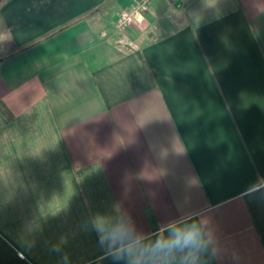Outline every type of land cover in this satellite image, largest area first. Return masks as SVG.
I'll list each match as a JSON object with an SVG mask.
<instances>
[{
  "label": "crops",
  "instance_id": "obj_1",
  "mask_svg": "<svg viewBox=\"0 0 264 264\" xmlns=\"http://www.w3.org/2000/svg\"><path fill=\"white\" fill-rule=\"evenodd\" d=\"M138 3L0 0V264H127L120 223L264 264V0Z\"/></svg>",
  "mask_w": 264,
  "mask_h": 264
},
{
  "label": "clouds",
  "instance_id": "obj_2",
  "mask_svg": "<svg viewBox=\"0 0 264 264\" xmlns=\"http://www.w3.org/2000/svg\"><path fill=\"white\" fill-rule=\"evenodd\" d=\"M97 231L106 255L124 259L127 264H196L202 247L197 230L173 225L160 229L155 240L147 244L142 237L134 236L133 230L124 223L110 228L98 224Z\"/></svg>",
  "mask_w": 264,
  "mask_h": 264
},
{
  "label": "built area",
  "instance_id": "obj_3",
  "mask_svg": "<svg viewBox=\"0 0 264 264\" xmlns=\"http://www.w3.org/2000/svg\"><path fill=\"white\" fill-rule=\"evenodd\" d=\"M156 0H141L133 11L123 14L118 22V26L122 29L133 25L134 23H140L144 20L145 14L149 10L150 4Z\"/></svg>",
  "mask_w": 264,
  "mask_h": 264
},
{
  "label": "rangeland",
  "instance_id": "obj_4",
  "mask_svg": "<svg viewBox=\"0 0 264 264\" xmlns=\"http://www.w3.org/2000/svg\"><path fill=\"white\" fill-rule=\"evenodd\" d=\"M141 0H139V2H140ZM144 21V20H143ZM143 21L142 22H140V23H143ZM135 24H137V23H134L133 25H135ZM132 26V25H131Z\"/></svg>",
  "mask_w": 264,
  "mask_h": 264
}]
</instances>
